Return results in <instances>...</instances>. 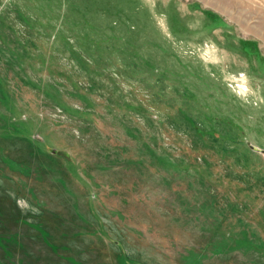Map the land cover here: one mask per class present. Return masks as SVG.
<instances>
[{
	"label": "rangeland",
	"instance_id": "1",
	"mask_svg": "<svg viewBox=\"0 0 264 264\" xmlns=\"http://www.w3.org/2000/svg\"><path fill=\"white\" fill-rule=\"evenodd\" d=\"M0 264H264V0H0Z\"/></svg>",
	"mask_w": 264,
	"mask_h": 264
}]
</instances>
